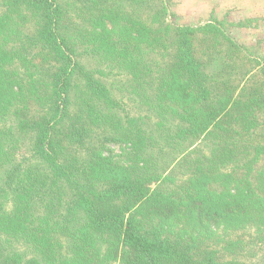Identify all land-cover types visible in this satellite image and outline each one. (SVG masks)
I'll use <instances>...</instances> for the list:
<instances>
[{
    "label": "trees",
    "instance_id": "1",
    "mask_svg": "<svg viewBox=\"0 0 264 264\" xmlns=\"http://www.w3.org/2000/svg\"><path fill=\"white\" fill-rule=\"evenodd\" d=\"M168 6L0 0V264H264V65Z\"/></svg>",
    "mask_w": 264,
    "mask_h": 264
},
{
    "label": "rangeland",
    "instance_id": "2",
    "mask_svg": "<svg viewBox=\"0 0 264 264\" xmlns=\"http://www.w3.org/2000/svg\"><path fill=\"white\" fill-rule=\"evenodd\" d=\"M168 1L169 12L167 20L174 24L198 26L208 21L218 20L233 24L229 26L230 35L240 44L251 48V52L259 57L264 65V0H165ZM121 73V72H120ZM108 84L115 82L120 89L121 75L111 71ZM112 88H115L114 86ZM112 93L119 95L117 89ZM27 146L17 151V156L27 154ZM124 148L121 144H107L104 154H121ZM253 259L260 263L263 252L256 253ZM252 260V259H251ZM248 264V263H246Z\"/></svg>",
    "mask_w": 264,
    "mask_h": 264
}]
</instances>
